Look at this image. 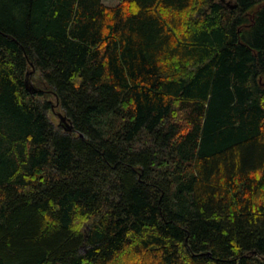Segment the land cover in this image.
<instances>
[{"label": "trees", "instance_id": "obj_1", "mask_svg": "<svg viewBox=\"0 0 264 264\" xmlns=\"http://www.w3.org/2000/svg\"><path fill=\"white\" fill-rule=\"evenodd\" d=\"M229 3L0 0V264H264V0Z\"/></svg>", "mask_w": 264, "mask_h": 264}, {"label": "water", "instance_id": "obj_2", "mask_svg": "<svg viewBox=\"0 0 264 264\" xmlns=\"http://www.w3.org/2000/svg\"><path fill=\"white\" fill-rule=\"evenodd\" d=\"M226 5L229 7V8H234L235 7V4H230L229 2H226ZM30 73H28L29 75ZM25 86L27 88V90L30 92V93H34L36 92V88L33 86V84L31 83V81H29L28 78H26L25 80ZM58 115V118H59V121H58V125L60 127H62V129L65 131V132H71L73 130V126L72 124L69 122V120L67 119L66 115H64L62 112H58L57 113Z\"/></svg>", "mask_w": 264, "mask_h": 264}, {"label": "rangeland", "instance_id": "obj_3", "mask_svg": "<svg viewBox=\"0 0 264 264\" xmlns=\"http://www.w3.org/2000/svg\"><path fill=\"white\" fill-rule=\"evenodd\" d=\"M107 5H115L119 0H103ZM226 2H229V0H225ZM50 99L52 100L53 103H55V99L52 96H49ZM58 112H62V109H60L59 107H53V110H50L48 112V116L50 118V120L57 124L59 121Z\"/></svg>", "mask_w": 264, "mask_h": 264}, {"label": "crops", "instance_id": "obj_4", "mask_svg": "<svg viewBox=\"0 0 264 264\" xmlns=\"http://www.w3.org/2000/svg\"><path fill=\"white\" fill-rule=\"evenodd\" d=\"M104 2V1H103ZM105 3V2H104Z\"/></svg>", "mask_w": 264, "mask_h": 264}]
</instances>
